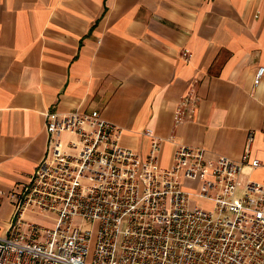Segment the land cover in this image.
I'll return each mask as SVG.
<instances>
[{"label":"crops","instance_id":"1","mask_svg":"<svg viewBox=\"0 0 264 264\" xmlns=\"http://www.w3.org/2000/svg\"><path fill=\"white\" fill-rule=\"evenodd\" d=\"M188 94L197 106L175 122ZM75 108L96 110L141 155L150 129L161 167L178 145L237 160L249 133L264 161V0H0L1 190L43 157L44 111ZM11 211L4 200L0 236Z\"/></svg>","mask_w":264,"mask_h":264},{"label":"built area","instance_id":"2","mask_svg":"<svg viewBox=\"0 0 264 264\" xmlns=\"http://www.w3.org/2000/svg\"><path fill=\"white\" fill-rule=\"evenodd\" d=\"M262 74L258 66L252 85ZM197 102L184 95L174 121ZM43 126V157L25 180L0 189V207L12 206L0 264H264V177L245 175L264 161L250 157V133L237 160H207L202 148L178 145L161 167L160 139L148 128L141 155L120 146V129L96 110L46 109ZM26 213L53 214V222ZM76 218L89 226H74Z\"/></svg>","mask_w":264,"mask_h":264},{"label":"rangeland","instance_id":"3","mask_svg":"<svg viewBox=\"0 0 264 264\" xmlns=\"http://www.w3.org/2000/svg\"><path fill=\"white\" fill-rule=\"evenodd\" d=\"M254 175H256L255 173H252L251 176L254 177ZM239 194V189L236 190L235 195L238 196ZM200 205L202 206H207L208 204L203 203V202H199ZM32 221L36 222L39 225L45 226V227H50L52 222H53V214L50 213H45V214H32ZM77 224H81L84 226H89V222H84L82 220L79 219H74L73 220V225L76 226Z\"/></svg>","mask_w":264,"mask_h":264}]
</instances>
